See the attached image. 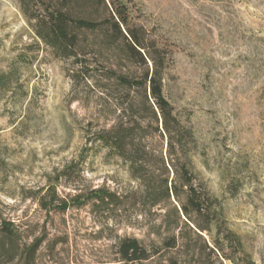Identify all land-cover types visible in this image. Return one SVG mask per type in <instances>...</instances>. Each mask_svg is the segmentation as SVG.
Returning <instances> with one entry per match:
<instances>
[{"label": "rangeland", "instance_id": "obj_1", "mask_svg": "<svg viewBox=\"0 0 264 264\" xmlns=\"http://www.w3.org/2000/svg\"><path fill=\"white\" fill-rule=\"evenodd\" d=\"M130 7L168 54L164 91L191 119L195 170L223 200L246 252L264 264V0H132ZM70 69L16 0H0V77L8 80L0 85V223L16 225L21 247L43 240L37 264H124L114 244L143 238L144 222L115 224L90 206L61 211L40 203L55 186L69 200L129 182L122 162L106 161V150L90 141L112 122L113 109L97 85L76 84ZM79 161L80 178L56 183L62 168Z\"/></svg>", "mask_w": 264, "mask_h": 264}, {"label": "trees", "instance_id": "obj_2", "mask_svg": "<svg viewBox=\"0 0 264 264\" xmlns=\"http://www.w3.org/2000/svg\"><path fill=\"white\" fill-rule=\"evenodd\" d=\"M16 1L53 55L71 62L72 80L100 88L114 116L90 141L106 150V161L122 162L129 176L121 189L103 184L69 200L52 187L48 200H40L43 207L90 206L96 217L115 224L144 222L143 238L125 235L114 244L124 264H256L230 227L223 200L195 170L191 119L164 91L168 54L134 20L132 0ZM7 83L1 76L0 85ZM80 161L62 168L56 183L80 178ZM19 238L13 222L0 223V264H37L43 240L21 247Z\"/></svg>", "mask_w": 264, "mask_h": 264}]
</instances>
